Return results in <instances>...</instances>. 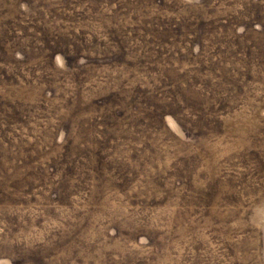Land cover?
<instances>
[{"label": "rangeland", "instance_id": "1", "mask_svg": "<svg viewBox=\"0 0 264 264\" xmlns=\"http://www.w3.org/2000/svg\"><path fill=\"white\" fill-rule=\"evenodd\" d=\"M0 264H264V0H0Z\"/></svg>", "mask_w": 264, "mask_h": 264}]
</instances>
